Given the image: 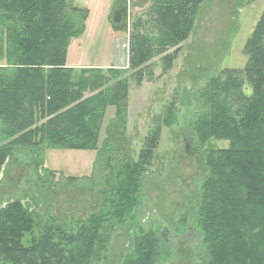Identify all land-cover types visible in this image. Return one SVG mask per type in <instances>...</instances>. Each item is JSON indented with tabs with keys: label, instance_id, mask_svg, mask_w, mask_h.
<instances>
[{
	"label": "trees",
	"instance_id": "1",
	"mask_svg": "<svg viewBox=\"0 0 264 264\" xmlns=\"http://www.w3.org/2000/svg\"><path fill=\"white\" fill-rule=\"evenodd\" d=\"M204 2L153 0L146 18L132 23L128 67L102 69L67 65L71 43L86 32L87 10L70 0H0V173L15 152L36 158L47 148L98 151L104 171L98 210L74 227L44 220L21 199L1 206L0 264L108 259L114 233L135 220L143 179L154 166L162 129L176 123L177 103L154 121L134 161L113 157L110 137L99 146L105 113L114 108L115 124L125 128L130 80L141 85L160 56L164 69H171ZM127 15L122 0L114 30L124 29ZM245 55L243 69L223 70L195 94L199 111L191 134L205 151V177L193 210L202 264H264V10ZM212 141L229 146L207 148ZM35 163L42 165L37 158ZM165 236L143 227L129 233L130 248L119 264L169 260L174 252Z\"/></svg>",
	"mask_w": 264,
	"mask_h": 264
},
{
	"label": "rangeland",
	"instance_id": "2",
	"mask_svg": "<svg viewBox=\"0 0 264 264\" xmlns=\"http://www.w3.org/2000/svg\"><path fill=\"white\" fill-rule=\"evenodd\" d=\"M70 1L81 8H91L96 2ZM101 1L105 2L103 7L109 8L118 0ZM152 2L126 0L129 14L124 29L114 30L104 22L97 29L94 27L89 32L91 37L71 44L67 65L87 67L115 62V68H127L132 23L146 18ZM263 10L264 0H205L195 29L182 44L171 69H164L160 56L152 61L141 85L130 80L124 129L114 122L115 109H107L99 146L110 137L111 155L124 160L137 159L154 121L173 101L177 103V119L171 128L162 129L154 166L143 179L141 205L135 220L114 233L108 259L102 264H119L130 248L128 234L136 233L139 227L166 235L174 254L159 264H202L199 259L202 244L193 210L199 202L205 177V151L198 147L191 134L190 124L199 111L195 94L208 78L225 69L245 67V45ZM228 146L229 142L212 141L207 148ZM34 157L25 150L17 151L3 168L0 207L10 200L21 199L44 220L56 218L70 227L81 224L91 212L98 210L99 191L104 183L98 151L47 148L36 156L42 165H36ZM71 178H77L78 183L71 184Z\"/></svg>",
	"mask_w": 264,
	"mask_h": 264
},
{
	"label": "crops",
	"instance_id": "3",
	"mask_svg": "<svg viewBox=\"0 0 264 264\" xmlns=\"http://www.w3.org/2000/svg\"><path fill=\"white\" fill-rule=\"evenodd\" d=\"M89 1L91 2L92 0H89ZM121 1L122 0H118L115 5L110 6L109 8L103 7L102 3H105V2H103L101 0H96V2L93 3V4L91 3L92 4L91 8H85V7L81 8L79 5H76L74 3L75 1H71L72 4L75 7L79 8V9L87 10L89 12V17H88V20L86 22V32L78 40H80V42H81V40H84L85 37H91V35H89V32H92V30L94 31V29H93L94 27L97 29L99 26H101L103 24V22L106 23V25H112L113 24V17H114L113 15L119 9V5H120ZM94 14H95V18H94ZM128 14H129V9H128ZM114 24H115V26H117V27L119 26L120 27L119 23L118 24L114 23ZM91 27H92V29H91ZM78 40H74L71 44L73 45ZM127 47H128V44H127ZM70 49H71V47H70ZM81 50H82V48H81ZM117 59H118V57H116V60ZM115 67H116V63L114 62V63L109 64V65L87 66V67H73V68H102V69H108V68H115ZM117 69H121V68H117Z\"/></svg>",
	"mask_w": 264,
	"mask_h": 264
}]
</instances>
